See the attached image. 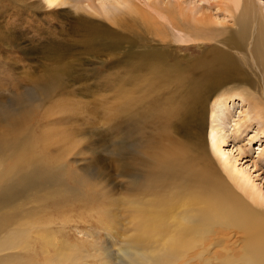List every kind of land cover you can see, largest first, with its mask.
Wrapping results in <instances>:
<instances>
[{"label": "rangeland", "instance_id": "obj_1", "mask_svg": "<svg viewBox=\"0 0 264 264\" xmlns=\"http://www.w3.org/2000/svg\"><path fill=\"white\" fill-rule=\"evenodd\" d=\"M127 1L96 0L104 6L97 16L86 1L49 7L44 0H0V111H7L0 116V264H119L129 235L122 199L141 197L153 184L151 192L167 194L171 172L149 171L155 159L168 169L167 145L156 137L174 121L193 120V112L209 125L215 111L223 151L264 193L257 119L264 115V72L252 50L264 27V0H250L243 39L240 9L233 20L222 0ZM169 9L210 15L225 28L221 42L203 47L174 39ZM88 26L101 33L91 36ZM223 69L248 78L246 95L217 102L212 87L192 90L204 72L220 78ZM199 97H208L203 108L195 104ZM14 131L22 136L20 153L3 145ZM174 146L184 178L205 162L212 176L227 180L207 149L202 159L195 146ZM209 230L205 247L230 231L224 224ZM232 244L221 243L218 254ZM186 263L184 256L177 262Z\"/></svg>", "mask_w": 264, "mask_h": 264}, {"label": "bare ground", "instance_id": "obj_2", "mask_svg": "<svg viewBox=\"0 0 264 264\" xmlns=\"http://www.w3.org/2000/svg\"><path fill=\"white\" fill-rule=\"evenodd\" d=\"M72 1L74 0H55L54 5H65ZM79 1H86L94 15L104 14V6L98 5L96 0ZM222 1L225 3V11L233 20L240 9L236 22L239 25L238 35L243 39L244 30L247 32L246 20L254 12L253 4L250 0ZM124 2L127 4L128 1ZM171 11L169 12L171 16L165 20L170 24L174 39L186 43L197 41L203 44V47L210 46L212 41L221 42L220 36L225 28L216 27L218 21L212 19L210 15H198L193 12L189 14L183 9L172 11L173 13ZM91 13L89 14L92 15ZM102 22L105 24V21ZM88 27L93 30L89 33L93 37L101 33V30L94 26ZM226 44L241 47L237 39L232 41L226 39ZM252 45L253 55L264 72V27L258 30L256 45L253 43ZM240 76L241 78H238ZM242 76L244 75L237 69H223L220 78L211 72H204L192 90L196 92L202 91L203 87H212L215 101L224 102L228 95L232 97L238 93L243 96L248 93L246 84L248 78ZM207 100L208 97H199L195 104L203 108ZM255 100L257 107L261 108L259 106L263 105V102L257 98ZM193 104L194 102H191V105ZM181 107L189 109L188 103ZM6 113L4 108L0 111V116L6 117ZM192 114L193 120L184 118L177 123L174 121L170 126L164 127L156 137L158 144L170 146L165 147L163 154L168 169L164 167L162 161L161 166H157L158 159H155L150 163L149 171L161 168L167 173L171 172L173 181L165 188L167 194L160 190L151 192L153 184L141 197L126 195L122 199L124 209L121 216L125 227L123 229L129 235L127 242L120 249L123 257L117 262L119 264H177L182 256L187 259L186 264L197 260L202 264H264V193L256 186L250 175L237 167L236 162L231 161L223 151L222 144L225 140L223 136L220 137L215 126V111L210 114L209 125L205 124V118L201 117L199 111ZM257 119L264 128V115L258 113ZM14 133L15 131L7 137L11 141H3V145L10 146L13 149L12 153H20L23 149L22 136L20 139L15 138ZM177 142L197 147L200 150L197 155L198 157L201 155L202 159L207 156L205 149L214 154L227 180L216 178L217 175L212 176L205 162H199L197 169H186L184 178L177 162L173 160L177 155V148L174 146ZM137 180L132 181L129 190L136 185ZM229 217L233 223H225ZM217 224H224L230 230L227 237H220L216 240V245L205 247V238L210 234L209 229ZM226 240L233 244L227 246L220 256L217 247ZM191 244L194 245L190 248ZM195 249L199 252L191 255ZM235 249L238 255L233 253ZM107 260L103 263L111 264L110 259Z\"/></svg>", "mask_w": 264, "mask_h": 264}, {"label": "snow or ice", "instance_id": "obj_3", "mask_svg": "<svg viewBox=\"0 0 264 264\" xmlns=\"http://www.w3.org/2000/svg\"><path fill=\"white\" fill-rule=\"evenodd\" d=\"M45 4L49 7L54 6L55 0H44Z\"/></svg>", "mask_w": 264, "mask_h": 264}]
</instances>
